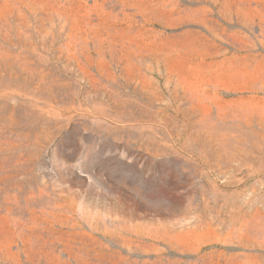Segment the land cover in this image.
<instances>
[{
  "label": "rangeland",
  "instance_id": "374dc122",
  "mask_svg": "<svg viewBox=\"0 0 264 264\" xmlns=\"http://www.w3.org/2000/svg\"><path fill=\"white\" fill-rule=\"evenodd\" d=\"M0 264H264V0H0Z\"/></svg>",
  "mask_w": 264,
  "mask_h": 264
}]
</instances>
